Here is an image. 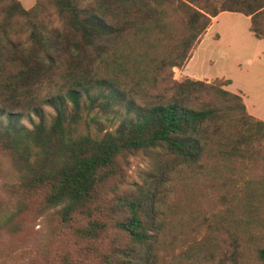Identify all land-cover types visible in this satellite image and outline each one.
<instances>
[{"label": "trees", "instance_id": "obj_1", "mask_svg": "<svg viewBox=\"0 0 264 264\" xmlns=\"http://www.w3.org/2000/svg\"><path fill=\"white\" fill-rule=\"evenodd\" d=\"M223 10L264 37V0H0V234L41 219L34 264H264V119L173 71ZM208 196L222 248L181 230Z\"/></svg>", "mask_w": 264, "mask_h": 264}, {"label": "rangeland", "instance_id": "obj_2", "mask_svg": "<svg viewBox=\"0 0 264 264\" xmlns=\"http://www.w3.org/2000/svg\"><path fill=\"white\" fill-rule=\"evenodd\" d=\"M22 5L29 7L35 0H20ZM231 19H236L235 21L239 24H246L248 20L242 15L231 16ZM232 21V20H230ZM226 46H221L217 43L214 38L209 35L205 40L200 43L195 51L194 58L188 63L185 67V71L193 74L200 75H215V73L220 71H225L233 75L234 79L237 82H240V79L243 78V68L248 67L252 78H258L259 80L264 79V56L261 58H256L254 62L245 63L244 61H236L232 58L222 56L218 54V50ZM174 71V69H173ZM193 74H189L191 76ZM184 75L174 71L175 78H181ZM216 78V77H215ZM223 78V77H222ZM205 79V78H204ZM214 79V78H213ZM211 79V80H213ZM207 80V79H206ZM25 123L28 121L23 120ZM154 161L152 158L144 154H133L127 157V163L123 165V170L125 174L124 181L120 185L121 190H130L134 188L133 183L144 184L143 175L145 172H149L153 168ZM256 173H260L263 166L257 164ZM5 176L0 177L3 179ZM225 208V204L218 202V200L203 198L198 201L196 204V213L198 216L204 214L206 219L200 217L199 226L196 229H193L191 226H185L181 230L184 232V236L195 235L196 237H201L202 235H208L219 240V246L221 248L224 245L222 238H228V232L226 229L217 226L213 223V217L216 214L222 212ZM173 217V214L171 215ZM185 217V216H184ZM183 217V218H184ZM25 224L19 231L10 232L3 231L0 234V264H34L37 259L38 243L42 237V220L41 219H32L26 218ZM228 228V227H227ZM215 239V241L217 240ZM230 245L226 246V255H222L219 251L216 252V258L212 261H207L206 264H235L234 261L229 257ZM179 249L175 250V253H178ZM258 262H253L257 264Z\"/></svg>", "mask_w": 264, "mask_h": 264}, {"label": "crops", "instance_id": "obj_3", "mask_svg": "<svg viewBox=\"0 0 264 264\" xmlns=\"http://www.w3.org/2000/svg\"><path fill=\"white\" fill-rule=\"evenodd\" d=\"M242 15L248 23L239 24L235 20L231 19V16ZM232 20V21H230ZM211 35L214 40L221 46L218 50V54L232 58L236 61H244L245 63H251L256 58L264 56V37H256L249 29V16L237 11L223 10L212 17L211 23L204 32L201 40L194 48L191 57L182 67L174 66V71L181 73V75L193 74L184 70L190 61L195 57V51L200 43H202L207 36ZM243 78L240 82L234 79L233 75L226 73L224 70L215 73V75H200L193 74L192 77L211 80L215 77H223L229 79V83L225 85L226 88L238 92L242 95L246 108L249 113L264 119V79L252 78L250 69L248 67L243 68Z\"/></svg>", "mask_w": 264, "mask_h": 264}]
</instances>
